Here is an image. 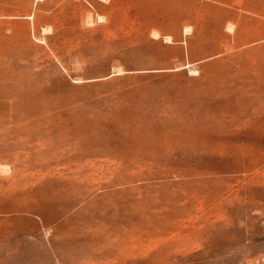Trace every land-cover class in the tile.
Here are the masks:
<instances>
[{
  "label": "rangeland",
  "instance_id": "rangeland-1",
  "mask_svg": "<svg viewBox=\"0 0 264 264\" xmlns=\"http://www.w3.org/2000/svg\"><path fill=\"white\" fill-rule=\"evenodd\" d=\"M0 264H264V0H0Z\"/></svg>",
  "mask_w": 264,
  "mask_h": 264
},
{
  "label": "bare ground",
  "instance_id": "bare-ground-1",
  "mask_svg": "<svg viewBox=\"0 0 264 264\" xmlns=\"http://www.w3.org/2000/svg\"><path fill=\"white\" fill-rule=\"evenodd\" d=\"M190 30V29H189ZM188 29L186 30L187 32L189 31Z\"/></svg>",
  "mask_w": 264,
  "mask_h": 264
}]
</instances>
